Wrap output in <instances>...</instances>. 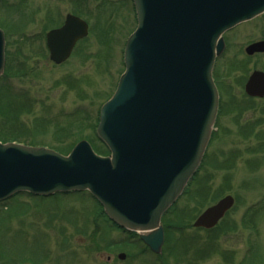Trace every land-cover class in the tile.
<instances>
[{
  "label": "rangeland",
  "instance_id": "374dc122",
  "mask_svg": "<svg viewBox=\"0 0 264 264\" xmlns=\"http://www.w3.org/2000/svg\"><path fill=\"white\" fill-rule=\"evenodd\" d=\"M68 14L85 20L89 35L57 65L46 34ZM136 27L132 0H0V132L63 155L87 141L102 155L99 113L125 71L124 50ZM223 38L226 50L213 69L219 113L200 168L162 218L171 237L164 259L138 233L115 226L88 191L46 198L24 192L0 202V264H195L212 239L216 250L210 256L207 248L210 258L201 264H264V98L250 101L244 91L254 71L264 72V53L245 51L264 41V14ZM227 196L235 204L224 232L196 229L197 217ZM173 248L175 260L168 255Z\"/></svg>",
  "mask_w": 264,
  "mask_h": 264
},
{
  "label": "water",
  "instance_id": "95a60500",
  "mask_svg": "<svg viewBox=\"0 0 264 264\" xmlns=\"http://www.w3.org/2000/svg\"><path fill=\"white\" fill-rule=\"evenodd\" d=\"M137 28L127 39L125 72L101 108L98 138L110 155L82 141L68 156L44 147L0 142V201L18 193L49 197L88 191L115 226L140 233L155 254L164 244L162 217L201 166L219 110L213 81L222 36L264 14V0H133ZM88 24L68 15L47 34L50 60L61 65ZM264 53V41L246 48ZM0 29V77L5 70ZM245 93L264 98V72L249 77ZM232 196L194 223L211 229L234 206ZM125 259V255H120Z\"/></svg>",
  "mask_w": 264,
  "mask_h": 264
},
{
  "label": "flooded vegetation",
  "instance_id": "af4514ba",
  "mask_svg": "<svg viewBox=\"0 0 264 264\" xmlns=\"http://www.w3.org/2000/svg\"><path fill=\"white\" fill-rule=\"evenodd\" d=\"M253 44V43H252ZM226 50V49H225ZM224 53H225V51H224ZM223 53V54H224ZM247 82V81H246ZM245 87V86H244ZM245 91V90H244ZM245 97L248 99V100H253V99H259V98H250V97H248L246 94H245ZM220 109V108H219ZM228 213V212H227ZM227 215V214H226ZM225 215V216H226ZM223 217L220 221H219V223L215 226V227H213V228H211V229H203V228H196V229H199V230H204V232L205 233H207V235H215V234H218V233H222V232H224V231H222L221 232V225H222V222L225 220V218L226 217ZM182 228H184V227H182ZM166 230H164V234H165V242H164V245H166V246H168V244L170 245V243H168L169 241H170V239H171V237H169L168 235H167V231L165 232ZM211 235V236H212ZM169 237V238H168ZM194 239V238H193ZM176 240V239H175ZM195 240V239H194ZM176 241H181V239H177ZM203 243H207V240H205V242H203ZM208 244V246L206 245V247H204L205 248V254H204V256H205V258L204 259H202V258H200V259H198L196 262H195V264H201V263H205L206 261H207V259L208 258H210V256H212L213 255V253H211L210 254V252H213V251H215L216 250V246H215V239H212L210 242H208L207 243ZM164 245H163V247H162V250H161V253L160 254H155V253H153L148 247H147V249L152 253V254H154L158 259H160L161 261L164 259V257L166 256L165 254V250H164ZM207 248H209L210 249V251H209V254H210V256L207 258ZM167 250V249H166ZM174 252H175V249L173 248V250L172 251H170V253H168V255H169V258H171L172 257V259L173 260H175V257H176V253L174 254ZM216 253V252H215ZM109 260H111L110 258H109ZM176 264H178L177 262H176Z\"/></svg>",
  "mask_w": 264,
  "mask_h": 264
},
{
  "label": "trees",
  "instance_id": "16d2710c",
  "mask_svg": "<svg viewBox=\"0 0 264 264\" xmlns=\"http://www.w3.org/2000/svg\"><path fill=\"white\" fill-rule=\"evenodd\" d=\"M2 93V92H1ZM2 96V95H1ZM18 136V135H17ZM15 135L12 136H8L5 134V131L2 130V132H0V141L3 143H9V142H19L20 144H24L27 145L26 143L29 142L28 139L29 137L25 136L24 138H22L23 140L19 139V137H17ZM23 137V136H22ZM27 139V140H26ZM33 147V143L28 145ZM104 146V145H103ZM36 147V146H34ZM106 153V154H104ZM104 153L102 154L103 156L105 155H109V151L108 149L104 146ZM100 154V153H99Z\"/></svg>",
  "mask_w": 264,
  "mask_h": 264
},
{
  "label": "bare ground",
  "instance_id": "6f19581e",
  "mask_svg": "<svg viewBox=\"0 0 264 264\" xmlns=\"http://www.w3.org/2000/svg\"><path fill=\"white\" fill-rule=\"evenodd\" d=\"M140 234H141V232H140Z\"/></svg>",
  "mask_w": 264,
  "mask_h": 264
}]
</instances>
